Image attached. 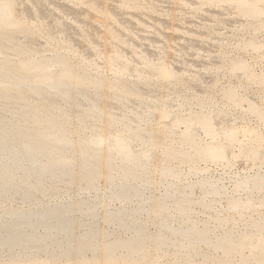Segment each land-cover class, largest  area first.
I'll return each instance as SVG.
<instances>
[{
    "label": "bare ground",
    "instance_id": "obj_1",
    "mask_svg": "<svg viewBox=\"0 0 264 264\" xmlns=\"http://www.w3.org/2000/svg\"><path fill=\"white\" fill-rule=\"evenodd\" d=\"M43 1L45 0H30L31 6H28L27 2L23 3L22 6L16 5L18 1L15 0H0V53H2L1 49H8L11 46L18 51V56L16 55L15 58H11L13 56L10 57V52L6 50V53L0 56V264H98L101 261L97 259L98 257L93 260V256L97 252L103 255L101 264H141L143 260L145 262L149 258L153 261L157 256V250L160 249L169 251L175 256H179V258L191 262L192 260L187 253L188 248H198L200 244L213 248L223 247L226 236L224 233H218L219 226H217L216 229L218 230L215 232L210 227L199 226L193 219V221L190 218L175 219L174 215H167V212L166 214H158V210L168 211L170 201L182 204L181 201L188 198L197 185L205 193L216 192L220 188L218 180H212L209 177L201 181L199 179L197 183H195L196 181H192V183L182 180V171L178 169V166L170 165L169 161L177 160L181 164L184 162V165L188 162L189 165L188 163L187 165L190 168H192L190 162L193 161L194 156L229 162L228 155L232 147V138L237 129L234 130L233 125L232 127L226 126L228 124L225 123L224 113L218 110L216 121L213 122H216L218 126L213 128L205 125L207 122L204 118L201 119L194 114L188 116L179 114L174 120H171V114L166 116V110L171 106L169 91L174 92L175 79L178 80L180 77L178 78L171 71V68H174L173 66L170 70L168 69L167 63H165L168 60L153 62V59H151L153 55L151 49L147 48L148 46L134 51V56L142 55L141 60L136 62L139 66L131 63L135 58L134 56L131 60L124 57L129 61L122 59V50L126 46L123 48L121 42L117 39L124 38L129 33L119 32L120 29L118 31L110 23L111 21L101 20L103 27L106 28V35H104L108 40L105 46L102 45L104 48L102 50L105 52L103 62L105 61L106 70L108 68L111 70L120 68L124 73H126L125 71L140 72L139 76L143 81L132 80L131 78L129 80L128 72V79H122L121 75L120 77L113 76L115 77L113 79H104L105 75L101 77L94 69L93 72L95 73H91L88 70L89 68L77 67L75 62L70 59L71 57L61 55L63 53H53L54 55L51 56L46 55L35 58L29 57L30 52H40L43 48V46L40 48L36 42L39 39L38 37H36L38 39L35 38L37 27L40 29L37 34L42 31V34L45 33L43 37L47 35L49 42L51 41L52 44L57 41L56 39L59 36H62L60 38L64 39L63 42H66L65 44L70 49L76 50L78 43L76 37H74L77 32H72L75 33L74 36L70 32L72 28L69 24L72 21L68 24L66 20L64 22L62 18L60 20V17L56 16L59 21L55 20L54 24L53 22L50 24L53 19H48L49 15L45 11L46 6L43 5ZM48 1L52 2V0H47V3ZM87 1L90 5H95L96 9L98 8L102 14L111 16V19L115 16L119 24L120 22L121 25L125 21L128 22L124 18L125 21L121 20L118 14L119 11L117 12L110 5L111 2L108 3L109 0ZM151 1H147L151 5L149 8H152ZM204 1L224 2L223 5L230 8L234 7L238 13L250 15L257 20L264 16V0ZM56 5L59 6V9L61 7L64 11H67L68 14L73 11L69 4ZM155 6L154 8H159ZM154 8H152L153 11H155ZM82 11L84 10H81V14ZM169 11L166 10L168 14L171 12ZM78 15L80 13L73 16L75 23L78 22L82 25V27L80 25L82 31L80 28L78 30L83 35L85 34L92 44H98L99 47V40L94 36L98 32L96 31L97 28L88 22L89 20L86 21V19L80 17L83 15ZM201 15L203 16V14ZM131 16L133 17V15ZM49 17L52 18L53 16L50 15ZM30 18L31 20L32 18H38V24L36 25V21L34 25H30L28 23ZM41 19L46 20L40 21ZM31 20L30 23L33 24ZM43 21L45 24L47 23L44 26L42 25ZM130 22L126 23L125 27L126 25L132 26ZM165 22L160 21V27L165 25ZM262 27H264V20L262 21ZM157 32L161 33L160 31ZM104 35L103 37H105ZM148 37L151 40L154 38ZM172 37L175 38L176 36ZM170 39L172 41L171 37ZM44 40H46L45 37ZM124 40L127 42L126 38ZM131 40H128V42H131ZM188 42L186 44L178 43V49L173 48L177 51H187V46L191 45ZM251 43L258 50L264 49V41L262 40H253ZM46 47L44 48L46 49ZM53 47L55 46H52V49L55 50L56 47ZM134 47L131 49L136 48ZM164 48L162 47V49ZM175 50L174 52H177ZM161 51L160 54H162ZM13 52L14 49L11 53ZM177 53L180 54V52ZM123 55L125 56V54ZM92 59H88V63L93 62ZM162 59L164 58L162 57ZM231 67L233 73L238 74L242 69L247 70V63L235 62ZM125 75L122 76L125 77ZM185 79L186 77L183 82H186ZM258 79L264 87V69ZM192 87H190V90ZM202 87L192 88L195 90L193 93L194 98L192 96L193 99L185 98L183 105L191 106L194 102L202 106L207 105L212 100L210 98L211 90ZM176 88L178 87L176 86ZM190 90L188 93L192 95ZM99 96L103 100L105 99L103 103L99 102ZM20 102L24 104L22 109L17 106ZM248 111L255 112L259 118L264 120V104H261L259 100L252 98ZM101 115H104L105 122L103 120L104 124L99 125L97 121ZM154 121H158L159 129H156L157 126L153 127ZM180 123H184L182 130L178 126ZM199 127L213 136H219L221 133L224 136L222 139L217 136L220 140L212 138L211 144L202 147L197 139V129ZM122 131H125V133H122ZM120 132L122 134H119ZM132 139L139 141L138 146L132 143ZM173 141H178L179 145L173 146ZM259 141L256 150H254L257 158L263 156L264 136ZM248 151V147L242 146L240 153ZM99 163H102V168L104 166V170L101 168L105 172L103 173L101 170L105 176L103 186L98 184V178L101 175L97 172L99 170L96 167L100 166ZM193 163L192 165H194ZM194 169H192V172H194ZM195 171L198 174L200 172L198 169ZM188 172H190L189 169ZM184 174H186V177L188 176V173ZM191 175L189 176L191 177ZM257 178L259 181L264 179V170L260 173L257 172ZM247 179L249 178L242 176L239 177L238 181L240 185L241 183L248 184L249 180ZM235 183L238 184L236 188L239 189V183ZM160 185H164L162 192L158 191ZM89 191L91 194L88 193ZM211 195L213 197L212 193ZM208 200H211V198L204 199L202 202H204L203 205L210 207L212 204H209ZM189 201L191 202L190 199ZM229 201H231V198ZM113 202H117L118 206L112 207L111 203ZM187 205L191 204L187 203ZM242 205L244 204L242 203ZM233 206L232 203L230 208H233ZM247 206L244 205V207ZM244 210L246 211L245 208ZM174 211L176 212V210ZM181 211L183 210L181 209ZM187 214L186 216L191 217ZM99 218L105 222L107 228L96 226ZM223 221H226L224 223L227 224V220ZM220 222L222 223L221 220ZM101 225L103 224L101 223ZM150 225L156 227L154 231H149ZM261 232L263 233V231ZM238 234H241V232ZM243 234L245 233L243 232ZM249 235L252 236L251 233ZM180 238L184 239L185 242L183 243ZM193 242L197 243L192 244ZM258 242L260 241L258 240ZM242 249L240 248V250ZM257 251L259 252V250ZM232 253L235 252L232 251ZM87 254L91 256L88 258ZM200 254L202 255V252ZM152 257L154 258L152 259ZM156 258L158 259V256Z\"/></svg>",
    "mask_w": 264,
    "mask_h": 264
},
{
    "label": "rangeland",
    "instance_id": "obj_2",
    "mask_svg": "<svg viewBox=\"0 0 264 264\" xmlns=\"http://www.w3.org/2000/svg\"><path fill=\"white\" fill-rule=\"evenodd\" d=\"M15 1H18V4H16V5H22L23 6L25 4V2H27L26 4L27 5L29 4L28 6H31L30 0H15ZM113 1L109 0L108 3L110 4V2H111L112 4H110V5H112L117 12L118 11L120 12V13L118 12V14H119L122 21H125L127 19L128 22L125 21V23L123 22L122 25L120 22V24H119V21L115 18V16H113L111 19V16L102 14L98 8L96 9L95 5H90L88 3V1L86 2V0H73V1L55 0L56 3L53 2V0H52L53 3L52 2L50 3L49 1L47 3V0L43 1L44 2L43 5L47 7V8L45 7V11H47L46 13L49 16L52 15L54 17V18L53 17L50 18L48 16L49 20L53 19L52 21H50V24H51V22H53V24H54L55 20L59 21L58 20L59 18H57L56 16L60 17V20L63 19L62 21H64V22L66 20V23H68V24H69V22L71 23V21H72V23H71L72 26H71V24H69V25L72 29L73 28L74 29H73V31H71L72 30L71 29L70 32L71 33L74 31H75V33L77 32L76 33L77 35H75V33H72V34H73V36L75 35L74 37H76L77 42L79 44L77 43L76 50L70 49L67 47V44H65L66 42H63L64 39L63 40L61 39L62 36L57 37V39H56L57 41H55V43L52 44L51 41L49 42V37L46 35L44 37L47 40V44H48L47 45L46 40H44V37H43V35H45V33L43 32L44 34H42V31H41L40 33L42 35L40 33H39L40 35L37 34V31L38 32L40 31L39 27H37L35 38L38 37L39 39L36 38V39H38V40H36V42L40 48H42L41 46H43V48L40 52H35V51L30 52L28 54V56L35 58V57H40V56H46V55L51 56L54 54L63 53L61 55H64L66 57L67 56L71 57L70 59H72V61L75 62V65L77 67H79V68H85L86 67V69L89 68L88 70L91 73H95V72H93L95 70L96 73L99 74L101 77H103L105 75V77H103L104 79H113L117 76L120 77V75H121L122 79H128L129 78V80H130V78H131L132 80L134 79V80L143 81L141 79V77L139 76L140 72L125 71L126 73H124V71L120 68H116L113 70L108 68L109 71L106 70L107 67L105 66V61L103 62V60H105V54H104L105 52H103L104 48L102 47V45L105 46V43L108 40L106 39V36H105L106 35V28L103 27L101 20L103 21V19H104V20H107L108 22L111 21L110 23H112L118 31L120 29L119 32H124L125 34L129 33V35L127 34L124 37L127 39V42H128V40L132 39L131 42L129 41L128 43L124 40V38H120L119 40L117 39V41L121 42V45L123 46V48H124V46H126L125 47L126 49L124 48L126 51L124 49L122 50V54H121L122 59H124V57L125 58L128 57V59L131 60L134 56V51H137L140 48L148 46L147 48L151 49V52L153 55L151 57V59H153V62H158V61L165 62V60L166 61L168 60L167 62H165V63H167L168 69L170 70V68L173 66L174 68H171V71H173V74H175L178 78L180 77L178 79L179 81L177 79H175V82H174L175 88L173 90L174 92L169 91V93L171 94V95L169 94V97L172 100L170 99L171 106L166 110V116H170V114H171V116H170L171 120H174L176 118V116L179 114H184L185 116H188L189 114H194L196 117H199L201 119L204 118L207 122V124H205V125L213 128V127L218 126V124L216 122H215L216 124L213 122L216 121L215 120L216 114L219 111V112L224 113V116L226 118L225 123L228 124L226 126L232 127V125H233L234 130L237 129L235 131L236 134L234 133V136L232 138V147H231V151L228 155L229 162H227L226 160L214 161L212 159H206L202 156H200V157L194 156L195 158L192 159L193 161L191 160L192 162H190V166L192 167V168H190L188 166L189 165L188 162H186L185 163L186 165H184V162H183V164H181V163H178L177 160L169 161L170 165L178 166V169L182 171V173H183L182 180L190 181V182L196 181L195 183H197V181L199 182V179L201 181V180L207 179L209 177V179L218 180L220 188L216 192H206L205 193L204 190L201 187L199 188L197 185L193 188V190H192L191 194L188 196V198L181 201L182 204H180V202L175 203L174 201H170V203H169L170 206H168L169 212L167 210L166 211L161 210V209L158 210V214H166V212H167V215H169V214L172 216L174 215V217H176L175 219H183V220L188 219V218H190V220L193 219L197 222V224L199 226H205L208 228L210 227V229L211 230L213 229V231H215V232H217V230L219 229L218 233H221V234L224 233V235L226 236V239H225L226 242L224 241V243H223L224 246L220 247V248H213V247L205 245V244H200V246L198 248H188L187 253L192 260L191 262H187L185 259H181V258H179V256H175L174 254H172L169 251L160 249V250H157V254H156L158 256V259L156 258L157 256H155V259H153L154 257H152L154 262L152 260H149V259H151V258H149V259L145 260V262L143 260L141 262V264H143V263L144 264H149V263L150 264H160V263L161 264H170V263L171 264L172 263L173 264H177V263L178 264H207V263H209V264H264V240H263L264 239V222H263L264 221L263 220L264 219V191H262V190H264V179L259 181L257 178V172L260 173L264 170V161H263L264 160V151L262 154L263 156L260 158L255 157V154H254V150H256L258 143L260 142L259 140L261 139V137L264 136V120L262 118H259L255 112L248 111L250 101L252 98L259 100L261 102V104L262 103L264 104V87H263V84L260 83L259 79H258V76L260 75V73L264 69V55H263L264 49L258 50L253 45H251L252 44L251 42L253 40L254 41L255 40L264 41V27H262V21L264 20V16H262L259 19L260 20L259 21L257 19L252 18L250 15H244L243 13H238L234 7L230 8L229 6L223 5L224 2H209V1H204V0H189L188 2L186 0H182V1L181 0H176V1L175 0H152L151 1L152 2V8H154L156 3H158L156 6L159 8H154L155 11H153L152 8H149V6L151 7V5L147 2L149 0H137V1L134 0V2H132L133 0L132 1L131 0H113ZM190 1H192V2H190ZM137 2H138V4H137ZM140 2H141V4H139ZM20 3H22V4H20ZM59 3L61 5L69 4L70 7L73 8V9H71L73 11L69 12L71 15L68 14L67 11H64L61 7L59 9L58 8L59 6L57 7V5H56V4L60 5ZM128 3H130V4H128ZM178 6H179V8H178ZM48 9H49V11H48ZM161 9H163V10H161ZM81 10H84V11H82V14H81ZM85 10H86V12H85ZM166 10H167V12H168V10H170L171 12L169 11L170 13L168 14L166 12ZM207 10H208V12H207ZM45 11H43V12L45 13ZM50 11H52L51 12L52 14L50 13ZM212 11H214V12H212ZM64 12H66V13L64 14ZM123 12H126V13H123ZM77 13H80V15H83V16H80V15H78V16L86 19V21L89 20L88 22H90L93 26H95L97 28L96 31H98V32H96L94 36L97 40H99V44H100L99 47L97 46L98 44H92L88 40L86 35L85 34L83 35L81 33L82 25L79 24L78 22L76 24L75 21L73 20V16L77 15ZM163 13H164V15H163ZM100 14L102 17L100 16ZM201 14H203V16ZM103 15L105 16V18H103L104 17ZM131 15H133V17ZM91 16L94 17L95 19H93ZM119 16H118V18H119ZM100 17H101V19H100ZM108 17H110V18H108ZM55 18H57V19H55ZM151 18H153V19L155 18L154 21ZM30 20H31V18L29 19V22H28L30 25H34L36 23V21H37V23H36V25H37L39 22L38 18H35V19L32 18L31 21H33V24L30 23ZM42 20H46V19H41L40 21H42ZM97 20H99V21H97ZM158 20H160L161 22L166 21L164 24L166 25V23H168L167 27L162 24L164 27L161 26L162 27L161 28L160 27L161 23L159 25L160 21L158 22ZM45 22H47V21H45ZM113 22H115V23H113ZM129 22H130V24H132V26L130 25L131 26L130 31H129V27H130L129 25H126V27H125V24L129 23ZM42 23L40 22V24H42L44 26V24H45L44 21ZM73 23H75V24H73ZM169 24H170V26H169ZM80 25H81V27H80ZM123 25H124V29H123ZM171 25H174V26H171ZM78 28H80L81 31L78 30ZM133 28H135L136 31L133 30ZM157 28H158V30H156ZM188 28H189V30H188ZM207 28H208V30H207ZM104 30H105V32H104ZM133 31H135V32H133ZM157 31H160L161 33L164 32V33L161 34ZM206 31H208V32H206ZM137 34L140 35L139 37H141V38H139ZM141 34H143V35L141 36ZM103 35L105 37H103ZM166 35H168V36L170 35V36L166 37ZM148 36H151L154 38L151 40ZM172 36H176V37L174 38ZM143 37H145V38H143ZM170 37L172 38V41H171ZM155 38H156V40H155ZM123 40L125 43L123 42ZM186 40H188V41L192 40V41H189L191 43V45L187 46V48H186L187 51L186 50H182V51L175 50V49H178V46H179L178 43L186 44L188 42V41L184 42ZM38 41H40L41 43ZM43 41H44V43H43ZM103 41H104V43H102ZM132 41L134 43L136 42L137 44L136 43L135 44L137 46ZM174 43H175V46H174ZM57 45H59V46L56 47ZM62 45H64V46H62ZM134 45L136 48L134 47ZM52 46L56 47V48L55 47H53V48H55V50L57 52L52 49ZM164 46H165V48H164ZM44 47H46V49ZM133 47L136 50L131 49ZM160 47H161V50L163 52L160 50ZM162 47L165 49V51H164V49H162ZM173 47L174 48L176 47V48L174 49ZM13 49H14V52L11 53ZM43 49H45V50H43ZM173 49L177 52H180V54L177 52H174ZM3 50L1 49L2 53H0V56L1 55L3 56V54L6 53L5 50L11 53V54L9 53L10 57L13 56L11 58H15V56L18 54V51L16 50V48L15 47L12 48V46L9 47L8 49L3 48ZM66 50L68 51V53ZM160 51L162 54H160ZM126 52H128L129 54L128 53L126 54ZM103 54H104V56H103ZM123 54H125V56ZM172 54H174V55H172ZM74 55H76V56L74 57ZM140 55L141 54H139V56L138 55L134 56L135 58H134V60H132L133 62L131 61V63L133 65L137 64L136 66H139V64L136 62L141 60L140 57H142V55L141 56ZM76 57L78 58V61H77ZM85 57H87V58L85 59ZM162 57L164 59H162ZM166 58H168V59H166ZM88 59H92L93 62L88 63V61H87ZM128 59H124V60L129 61ZM84 60H86V61L84 62ZM82 62L84 63V65ZM102 62L104 63L105 67L103 66ZM235 62L247 63V70L242 69L240 71V73H238V74L233 73L231 66ZM98 63H99V65H98ZM169 64H170V66H169ZM101 66L104 68H102ZM109 73H113V74H109ZM124 74H126L125 77H123ZM127 74L129 77L127 76ZM132 75H134V76H132ZM198 75H201V76H198ZM113 76H115V77H113ZM130 76H132V77H130ZM185 77H186V79H185L186 82H187V80H189L187 83L183 82ZM180 80H182V81H180ZM178 82H181V83H178ZM182 83H184L185 85ZM193 84L197 85L198 88L199 87L201 88L203 86V87H207L209 89V91L211 90V92H210L211 97L210 98H212V100L207 105L202 106L197 102H194L191 106L183 105L184 100L194 98L193 93L195 90H193L192 88L196 89L197 86L194 85V87H192ZM159 85H160V82H159ZM176 86L178 88H176ZM190 87H192L191 90H190ZM175 90L177 91V93ZM189 90L191 91L192 95H189V93H188ZM187 95H188V97H187ZM99 99H100L99 100L100 103H103L105 100V99L103 100V98L101 96H99ZM22 104L23 103L20 102V103H18L17 106L20 109H22V107H24V104L23 105ZM101 116H99L100 119L98 118V121H97V123L99 125L104 124L102 122L103 120L105 122L104 115H101ZM211 116H212V118H211ZM99 120H100V123H99ZM157 122H155V121L153 122V125H154L153 127L155 128V126H157L156 129H159L160 126H158L159 124H157ZM178 126H179V129L182 130L184 123H180V124H178ZM198 130H199V133H198ZM122 133H125V131L124 132L122 131ZM122 133L120 132L119 134H122ZM197 135H198L197 139L199 140L200 145L202 147H206L207 145L211 144L213 141L212 138L213 139L215 138L214 140H220V138L222 139L224 136V134L221 133V134H219V136L217 135L218 137H220V138H218L217 136H213V135L207 133L201 127H199L197 129ZM176 142L178 143V141H173L172 143H174V144H172V145L173 146L179 145V143L177 144ZM132 143H134L135 145L137 144V146H138L139 141L132 139ZM241 145L243 147H245V146L248 147L249 151L241 154L240 153V151L242 149ZM247 153H248V155H247ZM238 154L240 155V157ZM175 161H177V162H175ZM187 163H188V165H187ZM192 163L194 165H192ZM99 164H100V166L97 165L98 167H96V169L99 170L97 172L99 173V175H101L98 178L99 179L98 184H99V186H103L104 185L103 182H105V178H104L105 176L103 174V173H105L103 171L104 166L102 168V163H99ZM197 167H199V168H197ZM194 168L198 169V171L200 170L199 174L200 173L201 174L199 175L198 173H195L197 171H195L196 169H194ZM185 169H187V170H185ZM188 169L190 170V172H188ZM192 169H194L193 170L194 172H192ZM101 170L103 171V173ZM201 170H202V172H201ZM191 172H192V175L190 174ZM245 172H246V174H245ZM184 173H188V176L191 175V177L187 176L188 177L187 178L186 174H184ZM236 175L237 176L239 175V176L235 177ZM241 175L249 178V179H247V180H249L248 184L241 183V185L243 187L240 185V182L238 181L239 177L240 178L242 177ZM101 177H103V178L101 179ZM234 177L236 179L237 178L238 179L234 180ZM187 179H189V180H187ZM235 182L239 183V189L236 188V186L238 184H236ZM163 186L164 185L158 186L159 192H162L164 190ZM221 188H223V189H221ZM220 190H221V192H220ZM88 193L91 194L90 191ZM211 193L213 194V197H212ZM209 194L211 195L210 197L208 196ZM206 197L208 199L211 198V200H208L209 204H212V205H210V207H212L211 209H210V207L203 205L204 202H202V200L207 199ZM235 197H236V199H235ZM230 198H231L232 202L229 201ZM189 199L191 200V202L189 201ZM192 200H193V202H192ZM198 200H199V202H198ZM234 200H236L235 201V202H237L236 204H235ZM248 200L250 203L247 202ZM184 201L185 202L187 201V203H189L191 205H187V203H185ZM195 201H197V202H195ZM244 202H247L248 206H247V203H244ZM173 203H174V205H173ZM201 203H202V205H201ZM232 203L234 206H233V208L231 207L232 208V210H231L230 206ZM242 203L244 205H246L247 207H244V205H242ZM15 204H18V203H15ZM117 204H118L117 202L111 203L112 207L118 206ZM176 204L177 205L179 204L180 206L178 205V207H177ZM237 205L239 208L236 207ZM202 206H203V208H202ZM234 207H236L237 209ZM173 208H174V210H176V212L174 210H172ZM244 208L246 209V211L244 210ZM247 208H248V210H247ZM181 209L183 211H181ZM238 209L240 212L238 211ZM243 211H244V213H242ZM183 212H185V213H183ZM245 212H246L248 217L246 216ZM180 213H183V214H180ZM186 214L190 215L191 217L186 216ZM180 215L184 218H182ZM219 215H221V216H219ZM185 216H186V218H185ZM219 219L222 221V223L220 222ZM99 220L96 222V226L97 227L100 226L99 228H101V226H102V228L103 227L107 228L105 222L101 221L102 220L101 218H99ZM198 220L201 221L202 223L199 222ZM223 220H227V224H225L226 221H223ZM215 221H217V222H215ZM101 223L103 225H101ZM244 223H246L248 226ZM217 226H219V228ZM149 228H150L149 231H154L156 227L154 225H150ZM216 228H218V229H216ZM261 231H263V233ZM239 232H241V234H238ZM243 232L245 234H243ZM250 233L252 234V236L249 235ZM233 239H235V240H233ZM252 239L254 241H250ZM180 240L183 243L185 242L184 239L180 238ZM258 240L260 242H258ZM240 242H241V244H240ZM196 243L197 242H193L192 244H196ZM236 243H238V244H236ZM228 245H232V246H228ZM228 247L231 249V251ZM243 247H244V249H242ZM240 248L242 250H240ZM228 249L230 251V255H229ZM209 250H210V252H209ZM257 250H259V252ZM196 251H198V252H196ZM200 251L202 252V255L200 254L201 253ZM232 251L235 253H232ZM226 252H228V253H226ZM224 253H226V254H224ZM100 254L101 253L97 252V254L95 253L93 256V260L96 259V257H98L97 259L101 260L99 262L96 260L98 262V264H101L102 260H103V257H102L103 255L102 254L100 255ZM205 255L208 257V259ZM90 256H91L90 254H87L88 258ZM159 256H161V257L159 258ZM173 256H175V257H173ZM205 257H206V259H205ZM149 261H151V262H149Z\"/></svg>",
    "mask_w": 264,
    "mask_h": 264
}]
</instances>
